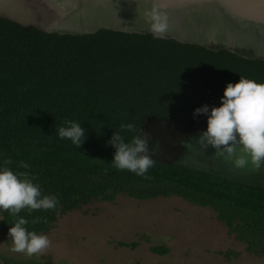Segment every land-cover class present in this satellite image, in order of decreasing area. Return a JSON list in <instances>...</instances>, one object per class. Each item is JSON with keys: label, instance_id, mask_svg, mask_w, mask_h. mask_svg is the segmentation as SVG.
<instances>
[{"label": "trees", "instance_id": "obj_1", "mask_svg": "<svg viewBox=\"0 0 264 264\" xmlns=\"http://www.w3.org/2000/svg\"><path fill=\"white\" fill-rule=\"evenodd\" d=\"M240 76L264 83V60L151 34L43 31L0 16V167L10 158L7 167L35 176L42 195L58 200L54 210L23 209L17 216L40 233L90 199L175 194L206 206L246 252L264 255V188L158 161L138 176L111 164L115 148L108 144L121 124L137 129L121 133L125 142L141 136L147 115L186 120L204 105L220 106L226 85ZM65 120L86 130L80 148L58 137ZM37 217L48 222L33 223ZM14 220L0 210L3 233ZM117 243L133 247L137 241ZM149 249L162 253L167 247Z\"/></svg>", "mask_w": 264, "mask_h": 264}, {"label": "water", "instance_id": "obj_2", "mask_svg": "<svg viewBox=\"0 0 264 264\" xmlns=\"http://www.w3.org/2000/svg\"><path fill=\"white\" fill-rule=\"evenodd\" d=\"M154 2L169 15L163 39L264 60V0H0V16L57 33L151 34L143 13ZM206 128V115L186 120L147 115L139 126L150 137L148 155L154 161L264 188V167L236 168L211 146L201 145L198 136Z\"/></svg>", "mask_w": 264, "mask_h": 264}, {"label": "rangeland", "instance_id": "obj_3", "mask_svg": "<svg viewBox=\"0 0 264 264\" xmlns=\"http://www.w3.org/2000/svg\"><path fill=\"white\" fill-rule=\"evenodd\" d=\"M38 234L47 235L51 247L28 257L11 252V240L0 230V264H264V255L246 252L206 206L175 194L90 199ZM152 244L167 249L157 253Z\"/></svg>", "mask_w": 264, "mask_h": 264}, {"label": "clouds", "instance_id": "obj_4", "mask_svg": "<svg viewBox=\"0 0 264 264\" xmlns=\"http://www.w3.org/2000/svg\"><path fill=\"white\" fill-rule=\"evenodd\" d=\"M148 29L155 39H163L169 30V15L163 5L154 2L143 13ZM194 117L207 116V128L198 136L199 142L206 149H215V154L233 163L236 168H245L249 164L254 169L264 167V83L244 78L236 83H228L224 89L220 106L204 105L194 110ZM64 126L57 129L60 139H69L80 148L86 139V130L81 124L65 120ZM137 131L132 123L121 124L108 144L115 148L112 165L120 170H129L138 176H146L154 165L147 133L134 135L125 142L122 132ZM10 158L0 167V210L8 211L15 218L8 230L11 240L10 251L28 257L44 254L51 241L47 235L29 231L25 226L28 221L17 214L23 209L54 210L58 200L53 195H42L39 184L33 183L35 176L28 172H13L7 165ZM21 168L29 164L20 161ZM47 223L46 217H37L33 223Z\"/></svg>", "mask_w": 264, "mask_h": 264}]
</instances>
